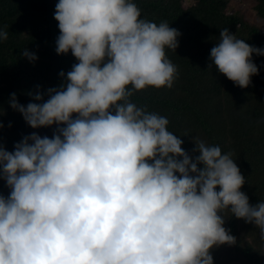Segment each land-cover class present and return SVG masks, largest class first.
Returning <instances> with one entry per match:
<instances>
[{
  "label": "clouds",
  "instance_id": "clouds-1",
  "mask_svg": "<svg viewBox=\"0 0 264 264\" xmlns=\"http://www.w3.org/2000/svg\"><path fill=\"white\" fill-rule=\"evenodd\" d=\"M140 17L132 0L56 4V53L78 63L46 102L10 98L31 128L64 127L51 139L33 133L13 152L0 147L11 189L0 196V264H213V247L236 242L219 214L228 210L264 242V201L252 206L239 190L231 153L194 138L191 159L166 117L130 101L149 87L171 89L177 73L166 49L175 51L180 33ZM253 54L264 50L224 28L209 59L246 88L258 74Z\"/></svg>",
  "mask_w": 264,
  "mask_h": 264
},
{
  "label": "trees",
  "instance_id": "trees-1",
  "mask_svg": "<svg viewBox=\"0 0 264 264\" xmlns=\"http://www.w3.org/2000/svg\"><path fill=\"white\" fill-rule=\"evenodd\" d=\"M183 1L132 0L141 11L140 18L157 24L167 22L180 35L175 51L166 49L167 58L177 69L172 88L149 87L137 92L130 101L166 117L168 130L182 140L181 147L191 159L198 155L194 152V138L231 153L245 180L239 190L255 206L264 201V55H252L258 74L251 77L246 88L219 73L209 57L224 28L261 50L264 29L233 11L229 0H187V7ZM252 1L255 16L264 20V0ZM58 2L0 0V30L8 32V39L0 41V147L8 152L33 133L51 139L58 134V128L64 127L53 124L33 129L10 107L12 94L25 107L46 102L50 98L48 91L66 86L67 73L78 63L71 51L56 53L60 32L54 15ZM24 50L36 59L29 61L22 55ZM38 94L40 101L35 100ZM75 118L73 114L72 119ZM10 191L0 172V196L7 199ZM219 214L224 218L223 227L236 241L233 245L221 244L222 247L231 248L245 264H264V242L259 238V229L237 219L230 210ZM240 227L245 233L243 237L241 231L238 236ZM218 250L219 245L210 250L213 264L218 262Z\"/></svg>",
  "mask_w": 264,
  "mask_h": 264
},
{
  "label": "rangeland",
  "instance_id": "rangeland-1",
  "mask_svg": "<svg viewBox=\"0 0 264 264\" xmlns=\"http://www.w3.org/2000/svg\"><path fill=\"white\" fill-rule=\"evenodd\" d=\"M229 1H230L231 9L233 11L235 12L237 11L238 13H240L247 22L258 24L260 25L261 29H264V20L255 16L253 9L254 3L252 0H229ZM183 5L187 7L190 5V2L184 0ZM237 231H238V236L240 237L239 231L242 232L241 227L240 230L237 229ZM241 234L243 237L245 233L243 234L242 232ZM219 246H220V250H218L219 255L217 258L218 261L217 264H245V261L241 256L231 252L232 250L231 248L228 249L226 246L225 247H222V245Z\"/></svg>",
  "mask_w": 264,
  "mask_h": 264
}]
</instances>
